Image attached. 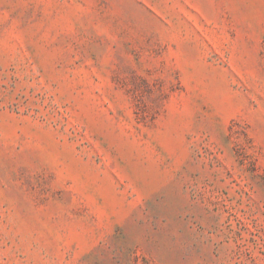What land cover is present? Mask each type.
<instances>
[{"label":"rangeland","instance_id":"rangeland-1","mask_svg":"<svg viewBox=\"0 0 264 264\" xmlns=\"http://www.w3.org/2000/svg\"><path fill=\"white\" fill-rule=\"evenodd\" d=\"M0 264H264V0H0Z\"/></svg>","mask_w":264,"mask_h":264}]
</instances>
